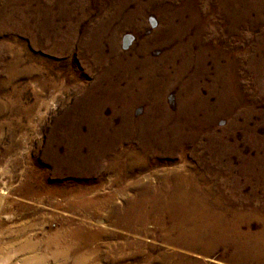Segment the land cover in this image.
I'll return each mask as SVG.
<instances>
[{"label":"rangeland","instance_id":"obj_1","mask_svg":"<svg viewBox=\"0 0 264 264\" xmlns=\"http://www.w3.org/2000/svg\"><path fill=\"white\" fill-rule=\"evenodd\" d=\"M148 1L0 0V254L12 257L9 264L31 252L56 264L47 241L65 218L94 226L78 240L80 251L100 246L111 253L112 243L129 236L115 264H165L164 251L233 264L220 260L225 245L203 255L164 241L157 230L135 238L106 215L97 220L67 206L76 198L87 204L113 194L118 205L128 197L141 199L142 207L154 204L156 195L145 189L157 186L160 193L162 177L188 178L178 183L181 190L208 192L220 203L221 191L233 188L228 178L245 179L250 200L242 216L252 230L263 222L264 186L257 174L264 167V24L248 28L256 1L157 0L165 12L147 7ZM139 9L145 10L144 25ZM80 19L71 36L76 41L56 36ZM91 24H97L94 35ZM99 102L114 123L102 121V113L97 120ZM100 142L112 150L96 166L99 160L90 156ZM141 191L148 194L144 200ZM211 207L227 217L235 210L226 203ZM95 228L104 230L97 238ZM135 239L142 241L136 247Z\"/></svg>","mask_w":264,"mask_h":264},{"label":"bare ground","instance_id":"obj_2","mask_svg":"<svg viewBox=\"0 0 264 264\" xmlns=\"http://www.w3.org/2000/svg\"><path fill=\"white\" fill-rule=\"evenodd\" d=\"M89 1V0H88ZM94 1V0H93ZM126 1V0H125ZM132 1V0H131ZM196 1V0H195ZM194 1V2H195ZM230 1V0H229ZM256 7L255 13H253L248 22H253V25H249V29L254 30L255 27L264 24V0H255ZM263 1V2H262ZM224 2V0H223ZM226 2V1H225ZM95 2H93L94 4ZM117 3V2H116ZM139 3V2H138ZM98 4V3H97ZM126 4V3H125ZM186 4H192L191 0H186ZM218 4V3H217ZM86 5V4H85ZM91 5V4H90ZM99 5V4H98ZM185 5V3H184ZM197 5V3H195ZM199 5V4H198ZM214 5V4H213ZM83 6V5H82ZM88 6V4L86 5ZM92 6V5H91ZM97 6V5H96ZM139 6V5H138ZM141 6V5H140ZM146 6H152L153 8L160 9L163 12L167 11V7H162L157 0H149L146 3ZM145 6V7H146ZM204 6V5H203ZM218 6V5H217ZM234 6V5H233ZM114 7V5H113ZM142 7V6H141ZM140 7V8H141ZM185 7V6H184ZM188 6H186L187 8ZM100 8V7H99ZM129 8V7H127ZM150 8V7H149ZM202 8V7H201ZM221 8V7H220ZM83 8H81L82 10ZM125 9V8H124ZM138 7H135L137 10ZM188 9V8H187ZM217 9V7H216ZM222 9V8H221ZM234 9V8H233ZM104 10V9H103ZM114 10V9H113ZM133 10V8H132ZM225 10V8H224ZM90 11V10H89ZM125 11V10H124ZM144 11H137L140 17L139 24L144 25ZM151 11V10H150ZM104 12V11H103ZM117 12V11H116ZM27 13V12H26ZM112 13V12H111ZM228 13V12H227ZM107 16L108 13L106 12ZM114 14V13H113ZM76 15V14H75ZM80 15V14H79ZM83 15V14H82ZM200 15V14H199ZM77 16V15H76ZM175 16V15H174ZM232 16V15H231ZM256 16V17H255ZM24 17V16H23ZM90 18V17H89ZM103 19V18H102ZM176 19V17H175ZM220 19V18H219ZM73 20V19H72ZM124 20V19H123ZM191 20V19H190ZM83 20L74 22L71 21L68 23L69 29L66 30V33L56 32V36H63L65 39H73L75 37L72 33L76 34L77 23L82 22ZM181 21V20H180ZM193 21V20H192ZM201 21V20H200ZM118 22V21H117ZM134 22V21H133ZM137 22V20L135 21ZM165 22V21H164ZM184 22V21H183ZM190 22V21H189ZM208 22V21H207ZM246 22V21H245ZM91 23V22H90ZM112 23V22H111ZM110 23V24H111ZM115 23V22H114ZM116 24V23H115ZM167 24V23H166ZM92 25V24H91ZM97 25V24H96ZM96 25H92V30L90 34H93ZM171 25V24H170ZM102 26V25H101ZM117 26V25H116ZM178 26V25H177ZM222 26V25H221ZM181 27V26H180ZM97 28V27H96ZM112 28V27H111ZM115 28V27H114ZM133 28V27H132ZM206 28V27H205ZM116 29V28H115ZM124 29V28H123ZM160 29V28H159ZM162 29V28H161ZM232 29V28H231ZM35 30V29H34ZM65 30V29H64ZM111 30V29H110ZM113 30V29H112ZM62 31V30H61ZM174 31V29H173ZM178 31V30H177ZM250 31V30H249ZM69 32V33H67ZM105 32V31H104ZM103 32V33H104ZM111 32V31H110ZM115 32V31H114ZM218 32V31H217ZM252 32V31H251ZM88 33V32H87ZM107 33V32H106ZM179 33V32H178ZM112 34V33H111ZM161 34V33H160ZM174 34V33H173ZM94 35V34H93ZM98 35V34H97ZM105 35V34H104ZM109 35V33H108ZM113 35V34H112ZM250 35V34H249ZM89 36V35H88ZM49 37H52L51 35ZM71 37V39H70ZM77 37V36H76ZM102 37V36H100ZM149 37V36H148ZM251 36H249L250 38ZM91 38V37H90ZM94 38V37H93ZM146 38V37H145ZM172 38V37H171ZM197 38V37H196ZM64 39V38H63ZM112 39V38H111ZM156 39V38H155ZM180 39V38H179ZM76 41V40H75ZM79 41V40H78ZM77 41V42H78ZM173 41V40H172ZM178 41V40H177ZM93 42V40H92ZM91 42V43H92ZM97 42V41H96ZM150 42V41H149ZM153 42V41H152ZM160 42V41H159ZM158 42V43H159ZM182 42V41H181ZM66 43V42H65ZM70 44V43H69ZM88 44V43H87ZM155 44V43H154ZM164 44V43H163ZM108 45V44H107ZM180 45V44H179ZM189 45V43H188ZM200 45V44H199ZM202 45V44H201ZM82 46V45H81ZM102 46V45H101ZM111 46V45H110ZM185 46V45H184ZM86 47V46H85ZM92 47V46H91ZM118 47V46H117ZM147 47V46H146ZM189 48V46H187ZM116 48V47H115ZM88 49V48H87ZM143 49V48H142ZM168 49V48H167ZM210 49V48H209ZM90 50V49H89ZM103 50V49H102ZM141 50V49H140ZM153 50V48H152ZM171 50V49H170ZM201 50V49H200ZM100 51V50H99ZM117 51V50H116ZM172 51V50H171ZM86 52V51H85ZM144 52V51H143ZM150 52V51H149ZM175 52V51H174ZM207 52V51H206ZM210 52V51H209ZM213 52V51H212ZM93 53V52H92ZM98 53V52H97ZM104 54V51L102 52ZM112 53V52H111ZM137 53V52H136ZM193 53V52H192ZM201 53V52H200ZM218 53V52H217ZM99 54V53H98ZM118 54V53H117ZM167 54V53H166ZM165 54V55H166ZM224 54V53H223ZM135 55V54H134ZM149 55V54H146ZM152 55V54H151ZM184 55V54H183ZM203 55V54H202ZM93 56V55H92ZM100 56V55H99ZM118 56V55H117ZM174 56V55H173ZM98 57V56H97ZM101 57V56H100ZM144 57V56H143ZM183 57V56H182ZM95 58V57H94ZM104 58V57H103ZM163 58V57H161ZM168 58V57H167ZM101 59V58H100ZM132 57L129 59L131 60ZM137 59V58H136ZM159 59V58H158ZM180 59V58H179ZM185 59V58H184ZM197 59V58H196ZM163 60V59H162ZM157 61V60H156ZM174 61V59H173ZM191 61V60H190ZM129 62V61H128ZM140 62V61H139ZM136 62V63H139ZM144 62V61H143ZM188 62V61H187ZM94 63V62H93ZM103 63V61H102ZM145 63V62H144ZM191 63V62H190ZM200 63V62H199ZM96 64V62H95ZM100 64V63H99ZM112 64V63H111ZM161 64V63H160ZM173 64V63H172ZM102 65V64H101ZM105 65V64H104ZM120 65V64H119ZM174 65V64H173ZM187 65V64H186ZM99 66V65H98ZM108 66V65H107ZM106 66V67H107ZM112 66V65H111ZM138 66V65H137ZM143 66V65H142ZM146 66V65H145ZM165 66V65H164ZM139 67V66H138ZM199 67V66H198ZM108 68V67H107ZM128 68V67H127ZM161 68V67H160ZM190 68V67H189ZM193 68V67H192ZM133 69V68H131ZM154 69V68H153ZM162 69V68H161ZM127 70V69H126ZM164 70V69H163ZM168 70V69H166ZM165 70V71H166ZM193 70V69H192ZM211 70V69H210ZM128 71V70H127ZM131 71V70H130ZM137 71V70H136ZM107 72V71H106ZM143 72V71H142ZM160 72V71H159ZM192 72V71H191ZM141 73V72H140ZM139 73V74H140ZM148 73V72H147ZM104 74V73H103ZM112 74V73H111ZM150 74V73H149ZM158 75V74H157ZM164 75V74H163ZM104 76V75H103ZM112 76V75H111ZM114 76V75H113ZM133 76V75H132ZM138 76V75H137ZM147 77V76H146ZM169 77V76H168ZM107 78V77H106ZM135 78V77H134ZM171 78V77H170ZM111 79V78H110ZM184 79V78H183ZM103 80V79H102ZM149 81V80H148ZM185 81V79H184ZM183 81V83H184ZM104 82V81H103ZM113 82V81H112ZM160 82V81H159ZM191 83V82H189ZM185 84V83H184ZM172 85V84H171ZM183 85V84H182ZM105 87V85H104ZM130 87V86H129ZM141 87V86H140ZM145 87V83H144ZM170 87V86H169ZM183 87V86H182ZM204 87V86H203ZM189 88V87H188ZM132 89V88H131ZM136 89V88H135ZM155 89V88H154ZM200 89V88H199ZM122 90V89H121ZM124 90V89H123ZM139 90V89H138ZM119 91V90H118ZM127 91V90H126ZM134 91V89H133ZM169 91V90H168ZM187 90H185L186 92ZM123 92V91H122ZM125 92V91H124ZM136 92V91H135ZM142 92V90H141ZM155 92V91H154ZM183 92V91H182ZM201 92V91H200ZM187 93V92H186ZM108 94V93H107ZM116 94H118L116 92ZM143 94V93H142ZM111 95V94H110ZM148 95V94H147ZM157 95V94H156ZM161 95V93H160ZM165 95V94H163ZM108 96V95H107ZM113 96V95H112ZM120 96V95H119ZM125 96V95H124ZM143 96V95H142ZM151 96V95H150ZM111 97V96H110ZM135 97V96H134ZM161 97V96H160ZM159 97V98H160ZM117 98V97H116ZM130 98V97H129ZM142 98V97H141ZM148 98V97H147ZM165 98V97H164ZM167 98V96H166ZM191 98V97H190ZM106 99V98H105ZM111 99V98H110ZM114 99V98H113ZM185 99V98H184ZM126 100V99H125ZM144 100V99H143ZM147 100V99H146ZM110 101V100H109ZM134 101V100H133ZM137 101V100H136ZM120 102V101H119ZM127 102V101H126ZM184 102V101H183ZM186 102V101H185ZM149 103V101H148ZM194 103V102H193ZM98 104V103H97ZM103 104V103H102ZM99 102V107L97 106L96 114L97 120L100 114L103 118L102 121L109 120L113 122L111 113L107 112L104 107ZM192 104V103H191ZM102 105V106H100ZM116 105V104H115ZM114 105V106H115ZM156 105H164V101ZM169 105V104H168ZM119 106V105H118ZM122 106V105H121ZM150 106V105H149ZM202 106V105H201ZM125 107V105H124ZM128 107V106H127ZM148 108V107H147ZM153 108V106H152ZM167 108V107H166ZM115 109V108H114ZM168 109V108H167ZM180 109V108H179ZM117 110V109H116ZM171 110V109H170ZM183 110V109H182ZM229 110V109H228ZM93 112V111H92ZM95 112V111H94ZM113 112V111H112ZM149 112V111H148ZM168 112V111H167ZM174 112V111H173ZM184 112V111H183ZM186 113V112H185ZM184 113V114H185ZM114 115V114H113ZM174 115V114H173ZM96 116V115H95ZM152 116V115H151ZM170 117V116H169ZM168 117V118H169ZM178 117V115H177ZM190 118V117H189ZM154 119V118H153ZM166 119V118H165ZM162 120V119H161ZM121 125L126 124L129 120H123ZM146 122V120H145ZM167 122V121H166ZM97 123V122H96ZM140 123V122H139ZM119 127V126H118ZM115 128V127H114ZM121 128V127H120ZM108 129V128H107ZM101 130V129H100ZM121 130V129H120ZM119 131V130H118ZM160 131V130H159ZM100 132V131H99ZM104 132V131H103ZM102 132V133H103ZM101 133V132H100ZM140 133V132H139ZM122 134V132H121ZM120 135V134H119ZM141 135V134H140ZM163 135V134H162ZM133 136V135H132ZM136 137V136H135ZM138 137V136H137ZM148 137V136H147ZM143 138V137H142ZM140 140V139H139ZM145 141V140H144ZM99 148L97 151L92 152L91 160L94 158L100 159L102 161L103 153L109 152L112 149L109 145L103 144L100 142L98 144ZM95 147V146H94ZM97 147V145H96ZM95 147V148H96ZM93 148V146L91 147ZM111 149V150H109ZM147 151V150H146ZM96 159V160H97ZM100 160L95 162L96 166L100 164ZM115 165V164H114ZM115 168V166H114ZM254 175V174H253ZM263 179L264 186V167L260 169L257 174ZM169 177V176H168ZM196 178V177H195ZM161 179V178H160ZM191 180V179H190ZM228 182L232 183L233 188L229 192L221 191L222 201L210 200L209 194L204 193L205 195H197L192 189L190 193L186 189L181 190V186L178 185L188 182V178L176 177L174 176L169 179H164L162 177L161 185L162 190L158 193V187H147L145 192L152 191L153 195H156L154 204H144L142 207L141 199L128 197V202L125 205H118L115 202L117 197L115 194L105 199L97 198L93 200L89 199V203L82 204L81 200L76 198L74 201H69L67 204L68 209H70L74 214L82 215L84 210L88 211V215L96 217L97 220H100L101 217L106 215L107 221H110L113 225H120L127 232L134 234L135 238L139 236H150L156 232H160V236L169 243H174V245L179 247H184L188 250L196 251L197 249L201 251V254L208 255L210 252H214L216 248L221 245H225L224 253L221 255L220 260L228 261L230 260L233 264H264V220L262 223H258L255 230H252L250 226V219L244 218L242 216L241 210L244 208L247 199L250 200L249 195L243 191L242 185L248 183L247 180H240L237 178H228ZM226 183V178L223 180ZM194 181H192L193 183ZM166 186H172L174 193H169V188ZM189 186V185H188ZM158 190V191H157ZM139 195L144 200L146 198V193L142 191L139 192ZM264 196V195H263ZM145 197V198H144ZM149 197V196H148ZM151 197V196H150ZM148 199V198H147ZM187 200L188 202L182 203L180 201ZM222 203L234 205L235 210L231 212V217L226 216V212L220 210H215L211 207V204L214 206L221 207ZM187 204V205H186ZM261 212H264V202H262ZM87 213V212H86ZM154 218L153 220H150ZM76 216V215H75ZM74 217V216H73ZM91 217V216H90ZM100 217V218H98ZM98 222V221H97ZM100 222V221H99ZM62 229L52 233L49 236L47 241V246L51 249V254L54 259V262L57 264H115L118 259L122 258V253L124 252L127 246L131 243L129 236H121L120 240L112 243L110 245L111 253H105L100 246L95 247V251H80L79 241L80 239H86L84 235L86 233H91V230H94V226L88 224L84 219L72 220L69 218L63 219V224L61 225ZM152 227V228H151ZM97 229V228H95ZM102 230V229H101ZM98 230L94 234V237L97 238L98 235L101 236L104 230ZM101 231V232H100ZM101 233V234H100ZM129 234V233H128ZM157 234V233H156ZM90 235V234H88ZM112 233L108 237H112ZM93 239V238H90ZM135 247L138 245L140 240L135 239ZM109 243V242H108ZM28 247L31 249L34 247V244L31 242L27 243ZM110 244V243H109ZM108 244V245H109ZM143 244V243H142ZM166 245V244H165ZM169 246V245H168ZM167 248V247H166ZM137 249V248H136ZM109 250V251H110ZM120 255H119V254ZM118 254V255H116ZM152 254V253H151ZM150 255H148L149 257ZM144 258V257H143ZM164 259L165 264H204L200 260H192L188 256L183 255L181 257L179 254H168L167 251H164V255L160 257ZM12 260V257L9 255L0 254V264H9ZM153 260V259H152ZM229 261V262H230ZM106 262V263H105ZM19 264H46L45 258L33 255V253L25 254L23 257L19 258Z\"/></svg>","mask_w":264,"mask_h":264}]
</instances>
